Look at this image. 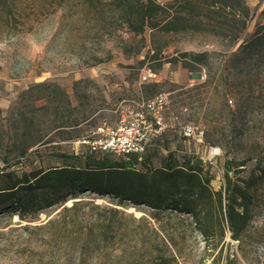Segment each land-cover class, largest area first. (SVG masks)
Here are the masks:
<instances>
[{
  "label": "rangeland",
  "instance_id": "1",
  "mask_svg": "<svg viewBox=\"0 0 264 264\" xmlns=\"http://www.w3.org/2000/svg\"><path fill=\"white\" fill-rule=\"evenodd\" d=\"M244 1L251 15L234 45L238 23L223 35L203 29L133 35L114 21L108 34L76 14L83 9L76 0L27 19L15 35H0V173L6 163L19 175L62 166L63 154L85 155L75 140L112 119L120 101L165 94L169 126L150 142V164L157 166L167 150L179 160L198 157L222 204L230 166L231 182L246 188L239 238L231 237L223 211L150 216L146 206H119L85 191L64 204L80 200L69 211L56 206L21 219L11 205L3 207L0 264H264V59L231 56L264 25V0ZM202 12L200 26H212L217 14ZM144 69L155 77L141 81Z\"/></svg>",
  "mask_w": 264,
  "mask_h": 264
},
{
  "label": "trees",
  "instance_id": "2",
  "mask_svg": "<svg viewBox=\"0 0 264 264\" xmlns=\"http://www.w3.org/2000/svg\"><path fill=\"white\" fill-rule=\"evenodd\" d=\"M63 2L0 0V35L10 36L23 31L29 26L25 23L27 19L38 20L44 11L53 13ZM75 5L83 8L76 14L92 22V29L108 34H112L108 30L114 21L120 30L133 35L147 30L154 35L156 32L169 34L202 29L223 35L222 31L227 32L231 24L238 23L239 28L230 35V45L239 40L251 15L244 0H171L166 3L156 0H76ZM202 11L207 13L206 17L217 14V18L211 19L212 26H200ZM221 11H227L229 17L223 16ZM223 17L225 21L219 22ZM206 55L204 52L191 54L194 58ZM231 56L235 60L261 62L264 59V25H257L251 37ZM184 67L189 66L185 64ZM78 147L86 154H63L61 157L65 163L59 167L23 171L18 175L10 170L12 165L4 164L0 173L4 178V184L0 186V211L11 205L21 219L29 214L47 213L56 206L69 211L80 200L73 201L70 207L64 204L81 198V192L89 191L97 198L106 196L119 206H146L153 211L150 216H159L160 213H167V216H211L212 211H223L233 239H238L245 227L246 188L231 182L228 165L224 173L227 184L222 204L221 192H212L209 187L212 179L209 166L196 156L184 155L179 160L173 151L167 150L166 155L158 158V165L152 166L150 156L146 154L149 146L141 155L120 160L109 154L96 157L84 146ZM26 152V148L18 149V156L24 157ZM201 233L205 238L208 236L203 230Z\"/></svg>",
  "mask_w": 264,
  "mask_h": 264
},
{
  "label": "built area",
  "instance_id": "3",
  "mask_svg": "<svg viewBox=\"0 0 264 264\" xmlns=\"http://www.w3.org/2000/svg\"><path fill=\"white\" fill-rule=\"evenodd\" d=\"M155 77L150 69L141 72V81ZM167 107L165 94L149 99L137 98L120 101L112 119H104L77 138L75 145L84 146L93 154L138 156L150 142L169 126L164 113ZM188 135V134H185Z\"/></svg>",
  "mask_w": 264,
  "mask_h": 264
}]
</instances>
